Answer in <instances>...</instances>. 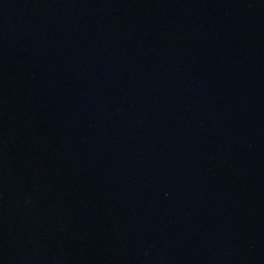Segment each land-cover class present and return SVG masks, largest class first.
I'll return each instance as SVG.
<instances>
[{
    "label": "water",
    "instance_id": "water-1",
    "mask_svg": "<svg viewBox=\"0 0 264 264\" xmlns=\"http://www.w3.org/2000/svg\"><path fill=\"white\" fill-rule=\"evenodd\" d=\"M0 264H264V0H0Z\"/></svg>",
    "mask_w": 264,
    "mask_h": 264
}]
</instances>
